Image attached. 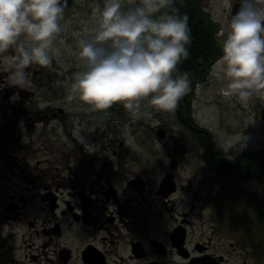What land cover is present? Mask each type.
<instances>
[{"label":"flooded vegetation","instance_id":"flooded-vegetation-1","mask_svg":"<svg viewBox=\"0 0 264 264\" xmlns=\"http://www.w3.org/2000/svg\"><path fill=\"white\" fill-rule=\"evenodd\" d=\"M78 1L91 0H71L61 24ZM179 1L198 9L189 18L190 56L178 65L188 72L191 89L176 108L185 129L167 157H120L126 137L118 122L128 120L103 117L105 128L98 132V116L56 104L59 58L49 67L34 64L26 70L34 84L29 91L0 88V232L3 225L22 226L38 240V252H24L22 264H264V102L254 97L245 108L235 99L239 109L258 110L262 124L256 140L227 149L195 111L222 55L220 31L240 0ZM201 32L207 43L199 39L204 52L197 53L195 34ZM6 76L0 68V85ZM58 128L72 144L67 157L55 156ZM159 128L165 142L172 130L161 123L156 135ZM106 135L111 154L92 153L89 145ZM43 149L49 156L42 157ZM224 229L231 236L228 244L215 241ZM13 236L0 235V256ZM235 258L240 259L232 262Z\"/></svg>","mask_w":264,"mask_h":264},{"label":"clouds","instance_id":"clouds-1","mask_svg":"<svg viewBox=\"0 0 264 264\" xmlns=\"http://www.w3.org/2000/svg\"><path fill=\"white\" fill-rule=\"evenodd\" d=\"M172 2L140 0L127 11L123 0L97 4L95 27L77 39L74 55L82 70L73 76L67 101L94 112L119 104L133 120L151 119L141 110L145 101L155 112H174L191 90L188 72L178 68L190 56L191 29L178 9L156 16ZM66 6L67 0H0V68L7 73L0 88L29 91L34 84L26 70L49 67L61 55L56 41ZM220 35L222 55L212 65L210 84L245 108L254 97L264 102V0H240Z\"/></svg>","mask_w":264,"mask_h":264},{"label":"rangeland","instance_id":"rangeland-1","mask_svg":"<svg viewBox=\"0 0 264 264\" xmlns=\"http://www.w3.org/2000/svg\"><path fill=\"white\" fill-rule=\"evenodd\" d=\"M131 3L132 6L129 4ZM99 4L103 8V0L99 1H78L71 14L65 15V22L62 24L64 26V31L58 36L56 41V47L60 48L61 55L58 57L59 64L58 69L60 70V79L55 83L58 90L61 92L58 97L56 104L72 107L78 115L82 114L84 117L89 116L96 119V116L100 118L99 125L101 126L98 132L105 128V124L102 122V118L108 119V117L113 116V114L118 115L122 122L128 120L129 122L119 123V128L121 129V137L125 135V144L122 146L123 150L120 157H155L154 159H161L160 157H167L166 151L171 150L174 147L175 137L181 133L185 127L178 121V115L176 109L174 112L161 113L155 112L147 106V101L141 106L142 111L151 112V119H139L133 120L126 110L119 104L114 105L111 109L106 112H94L91 111L86 105L81 104L78 101H67L66 97L69 93V86L73 82V76L77 71L82 70L74 53L77 49V39L79 37H84L86 30L90 31L95 27V22L92 19L93 8ZM134 3L130 0H123V11H127L128 8L134 7ZM166 13L161 11L156 14L158 17ZM168 14V13H167ZM155 18V17H154ZM76 34V35H74ZM65 57L64 59H61ZM63 72H65V77H63ZM205 91L201 93L200 98L197 101L196 118L202 124L215 129L218 136L222 139V146L227 149L229 145L235 144L237 142H251L258 137V132L261 129V122L258 118V114L255 111H245V109L237 108V103L235 98H225L222 95L216 93L219 85L216 83H211L203 86ZM63 90V91H62ZM64 92V93H63ZM63 94V95H62ZM71 108V109H72ZM96 124V121H94ZM167 124L170 127L171 137L163 142L156 135V126L158 124ZM107 127V126H106ZM58 140L54 145L56 149V157H67L68 151L71 148L65 142L66 135L64 134L62 128H58ZM91 131V130H90ZM107 133L112 134L113 131L108 130ZM90 139V138H87ZM106 137H101L100 142L89 145L90 151L92 153L100 154H111L110 147L106 144ZM92 142V139H91ZM168 142V146L166 143ZM73 143V142H72ZM106 146V149L102 150V147ZM39 146H36L38 148ZM117 147V145H116ZM44 148V147H42ZM47 151L42 150L43 156H49ZM62 153V154H60ZM184 157H187L184 154ZM158 161H154V175H160V171L157 168ZM1 204V203H0ZM2 231L0 235L7 236L10 233H15V237L9 239L8 245L5 247L6 252L1 253L0 259L5 261L10 259L12 261L6 262L5 264H22L21 257H23L24 252L27 250H32V252L37 251V239L32 235L31 230L22 227L15 226L10 228L6 225L1 226ZM228 237V239H226ZM231 240L230 234L227 230H219L218 237L215 241H220L223 243H229ZM236 241V239H235ZM253 244L250 243L249 249H253ZM16 247H15V246ZM7 256V258H5ZM11 257H15L12 258ZM21 258V259H20ZM240 258L232 259V262L239 260ZM0 261V263L2 262ZM20 263H19V262ZM27 260H23L26 263ZM29 264H35L30 262Z\"/></svg>","mask_w":264,"mask_h":264},{"label":"trees","instance_id":"trees-1","mask_svg":"<svg viewBox=\"0 0 264 264\" xmlns=\"http://www.w3.org/2000/svg\"><path fill=\"white\" fill-rule=\"evenodd\" d=\"M139 2H140V0H134V4L135 5H133L134 7L135 6H137V5H139ZM130 6H132L131 5V3L129 4ZM169 10L170 12H171V14L172 13H175L176 14V12L174 11L175 9H178L179 10V14H180V12L182 11L183 12V14L182 15H184V13L185 14H187L188 16H189V18L191 17V18H193L194 17V10H197L198 9V6L196 5V3H193V5L191 6V7H189V6H187V4L186 3H183V2H181V1H179V0H173V2L168 6V7H166V8H163L161 11H164V10ZM208 22H210V20L208 19V18H206V24H208ZM201 35L202 36H199L198 35V33H196L195 34V38L196 39H198L197 41H195V45H194V47L193 48H195L197 51V53H199V52H204V49H199L198 47H197V45H198V42L200 41L199 39H201V41L202 42H205V43H207V39H205L203 36H204V34L201 32ZM193 54L194 53H192V56H193ZM253 157V156H252ZM241 165H235L234 167H236L237 169H241L242 167H240Z\"/></svg>","mask_w":264,"mask_h":264},{"label":"water","instance_id":"water-1","mask_svg":"<svg viewBox=\"0 0 264 264\" xmlns=\"http://www.w3.org/2000/svg\"><path fill=\"white\" fill-rule=\"evenodd\" d=\"M72 4V2H71V0L67 3V6H70ZM261 116H262V118L264 119V115H263V113L261 114ZM158 135H159V137L160 138H163L164 137V133H163V130H162V128L161 129H159V131H158Z\"/></svg>","mask_w":264,"mask_h":264}]
</instances>
